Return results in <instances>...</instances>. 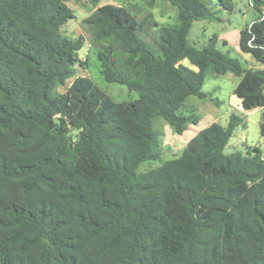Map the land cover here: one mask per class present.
Instances as JSON below:
<instances>
[{"label": "trees", "instance_id": "trees-1", "mask_svg": "<svg viewBox=\"0 0 264 264\" xmlns=\"http://www.w3.org/2000/svg\"><path fill=\"white\" fill-rule=\"evenodd\" d=\"M66 1L0 0V264H264V159L223 153L236 116L137 170L161 156L154 118L176 134L196 122L176 112L205 97L208 68L241 76L233 94L244 110L263 107L264 136V67L244 70L214 35L189 44L192 22L214 18L210 0H168L177 24L162 26L154 0L97 8L81 23L100 72L138 95L114 102L74 77L83 38L60 34ZM249 3L256 17L238 46L264 65V0Z\"/></svg>", "mask_w": 264, "mask_h": 264}, {"label": "rangeland", "instance_id": "rangeland-1", "mask_svg": "<svg viewBox=\"0 0 264 264\" xmlns=\"http://www.w3.org/2000/svg\"><path fill=\"white\" fill-rule=\"evenodd\" d=\"M73 17L60 26V34L63 37L76 39L82 36L83 44L75 52L78 59L75 63L74 77L84 76L90 78L101 90L108 94L114 102L129 101L138 97L135 91L129 90L125 85L116 82H107L100 72V65L96 54L90 45V34L82 25L83 18L97 8L110 6H122L126 9L129 4L137 3L145 5L142 0H100L96 6H91L85 0H67ZM214 18L199 19L193 21L188 32L189 44L196 48H202L208 43L211 36L217 37L215 48L221 52H227L231 60L236 61L244 70L262 69L263 64L255 61L248 53L239 50L238 40L240 30L255 17L256 12L251 7L249 0H231L229 7L221 6L217 0L208 2ZM152 14L158 26L177 24L178 9L168 0H154ZM79 61L83 62L79 65ZM241 76L231 72L214 74L208 68L204 75L201 91L204 98L190 96L183 102V107L176 112L177 115H190L196 117V122L191 123L182 134H176L171 126L162 118L153 119V130L160 140L162 152L159 159L142 162L138 171H145L159 166L163 161L180 154L187 141L199 130L204 129L210 123H218L226 126L230 116L234 115L239 123L223 148L224 154L238 152L242 155L251 153L253 148L260 152L264 159V136L259 133V123L263 107L244 110L239 105L238 99L233 94V89L238 84ZM73 78L66 80L63 86L54 89L55 95L64 93Z\"/></svg>", "mask_w": 264, "mask_h": 264}]
</instances>
